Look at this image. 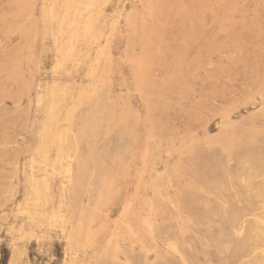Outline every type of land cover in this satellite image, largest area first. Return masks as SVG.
<instances>
[{
    "label": "rangeland",
    "instance_id": "1",
    "mask_svg": "<svg viewBox=\"0 0 264 264\" xmlns=\"http://www.w3.org/2000/svg\"><path fill=\"white\" fill-rule=\"evenodd\" d=\"M127 263L264 264V0H0V264Z\"/></svg>",
    "mask_w": 264,
    "mask_h": 264
},
{
    "label": "bare ground",
    "instance_id": "2",
    "mask_svg": "<svg viewBox=\"0 0 264 264\" xmlns=\"http://www.w3.org/2000/svg\"><path fill=\"white\" fill-rule=\"evenodd\" d=\"M90 8H91V7H90ZM58 135H60V134H57V136H58ZM58 137L61 138L60 136H58ZM47 143H48V142H47ZM47 145H48V144H43V146H42L43 149L46 148ZM47 148H48V147H47ZM75 157H76V156H75ZM68 159H70V158H68ZM72 162H73V160H72ZM46 168H47V167H46ZM72 172H73V169H72V167H70V168L68 169V174H72ZM54 177H55V176H54ZM87 249H88V248H87ZM114 251H115V250H114ZM142 252H144V251H142ZM174 253H175V252H174ZM111 255H112V254H111ZM114 255H115V254H114ZM115 257H116V256H115ZM127 264H128V263H127Z\"/></svg>",
    "mask_w": 264,
    "mask_h": 264
}]
</instances>
